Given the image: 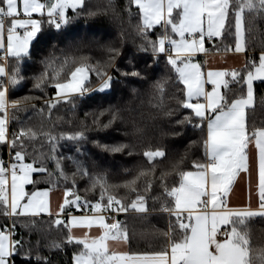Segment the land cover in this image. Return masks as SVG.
Masks as SVG:
<instances>
[{
  "label": "snow or ice",
  "instance_id": "obj_1",
  "mask_svg": "<svg viewBox=\"0 0 264 264\" xmlns=\"http://www.w3.org/2000/svg\"><path fill=\"white\" fill-rule=\"evenodd\" d=\"M129 4L138 9L137 32L142 38L138 51L151 50L153 59L166 54L167 64L174 69L178 83L183 85L182 98L178 99L177 104L190 110V113L183 115L175 123L181 127L191 125L205 134L201 138L204 160L193 162L195 170L182 169L181 161L177 160L170 165L169 171L160 173L164 197L160 201L161 211L168 213L170 220L175 218L174 222L169 223L168 231L163 232L166 245L159 250L141 253L114 251L108 241H126L127 231L119 221L109 223L103 215V212L109 210L126 212L129 208L138 213L147 211L146 197L137 191V180L141 176L147 177L149 173H155V162L167 157L166 149L149 145L143 151L142 155L150 167L124 181V187L136 192L135 199L125 204L114 194L107 193L105 175H89L83 164L71 155H55L57 136L52 131L42 130L38 133L31 127H22L19 133L13 132L11 140L8 139L9 107L16 109L22 106L23 101L30 99L26 96L9 101V88L15 89L24 81V61L25 57H30L33 42L39 44L47 39L42 30L43 21L32 18L33 14L43 17L46 11L47 22L60 30L71 22L66 10H83L84 0H0V49L4 50V54L0 56V144L8 145L10 155L14 150L12 159L15 161L5 165L0 159V206L3 214L30 217V224L35 226L39 223L35 218L46 213L50 217V224L64 225L68 229L64 238L59 242L53 241L48 247L50 250H59L65 244L76 245L77 249L72 254L73 264H264V247L258 250L252 247L248 229L249 221L257 217L264 218V127H257L254 122L249 127L246 112L248 109L254 111V81H264V31L261 32L262 48L258 58L246 59L238 69L209 70L205 78L201 65L192 62L194 53L205 51L206 39L212 41L214 38H226L232 34L233 28L235 51L245 52L246 32H251L258 22L264 21V0H129ZM19 8H22V13ZM156 26L163 31L157 32L155 39H149V30H155ZM172 34L178 39L173 38ZM99 47L107 56L99 67L81 63L70 71V78L63 80L59 78V71L54 70L52 76H48V69L54 65L52 59L45 58L41 61L45 70L33 77V87L43 90L46 84L52 82L55 100L46 101L49 109L61 101L70 103V97L75 98L74 94L83 97L88 93L86 81L89 71H95L102 81L100 91L110 88L114 78L108 74L107 69L115 67L113 62L121 55V50L110 42ZM9 58L15 61L10 68ZM80 59L83 61L87 58ZM67 63L65 60L61 67ZM132 67L131 72H124L122 75L142 78L141 71L136 70L134 65ZM206 84L212 85L210 90L206 89ZM230 84L236 86L235 90ZM154 87L157 92L163 93L165 82L156 81ZM168 115H172L171 109ZM105 116L107 119H101ZM118 116L119 110L113 106L101 107L98 114L93 116L92 128L99 135L110 129ZM179 134L172 132V135ZM39 135L45 136L51 144L52 155L47 158L56 163L59 176L67 179L61 161L71 160L76 165L73 176L77 173L88 176L92 188L99 185L100 199L107 196L106 203L97 201L91 205L93 215L69 214L66 221L60 218L66 211L65 205L87 207V201L81 205L80 197L75 196L71 201L65 199L58 206L53 220L48 191L25 192L26 184L35 183L32 179L33 172L48 171L43 166L34 167L35 160L32 163L25 162L26 141H33ZM59 138L74 141L77 152L80 151V141L89 139L85 130L61 132ZM91 143L103 152L133 154L134 146L124 140L104 143L101 139H92ZM249 144H254L258 151V206L255 209H231L222 198L227 195L238 173L241 170L248 171ZM169 172L178 177L172 186L165 179ZM152 186V180L147 179L146 191ZM71 191L72 189H67L65 196ZM221 225L226 227L222 229ZM93 226L99 229L98 235H90L88 231H84L77 236L73 232L74 228L90 230ZM17 256L21 257L22 264H33V261L35 264H50L49 258L41 254L39 247L25 250L21 240L12 238L11 229L7 232L0 230V264H15Z\"/></svg>",
  "mask_w": 264,
  "mask_h": 264
},
{
  "label": "trees",
  "instance_id": "obj_2",
  "mask_svg": "<svg viewBox=\"0 0 264 264\" xmlns=\"http://www.w3.org/2000/svg\"><path fill=\"white\" fill-rule=\"evenodd\" d=\"M44 2V0H41ZM96 13L89 15V13ZM70 23L57 30L43 17V32L47 39L37 44L33 42L30 57H25L23 72L25 79L18 86L9 88V101L22 97H30L23 101L22 106L8 110L9 134L12 139L13 132L19 133L23 128H33L38 133L52 131L57 136V156L68 157L71 155L76 161L83 164L89 175L100 174L106 176V190L114 194L125 204L135 199L136 192L124 187V181L132 179L141 170L150 167L143 151L151 145L163 147L167 151L166 158H159L156 163L155 173H149L147 177L141 176L137 180V191L146 197L145 213H138L129 208L126 212L106 211L103 213H117V221L126 228L129 252L141 253L144 251L159 250L166 245L163 232L168 231L170 222L175 218H169V214L161 211L160 201L162 185L160 183L161 171H169L170 165L179 160L180 167L184 170H195L194 161L204 160V148L201 138L204 133L191 125L178 126L175 121L189 114L190 110L178 106V99L182 98L183 85L179 84L174 69L167 64L166 56L161 54L158 59H153L151 50L148 52L138 51L142 38L137 32L139 24L138 9L130 5L129 0H84L83 10H66ZM159 26L155 30H149V39H155L157 32H162ZM264 31V21L258 22L251 30L246 32V59L258 58L261 45V32ZM94 43H87V42ZM112 43L121 50L113 62L115 67H109L107 72L114 79L110 89L106 92L95 89L102 83L95 71H89L90 79L86 83L89 92L83 97L74 95L71 102L61 101L55 103L49 109L46 101L55 100V88L52 82L46 84L43 90L33 87V77L45 70L41 63L45 58L52 59L54 65L48 69V76L53 71L60 72V79L70 78V71L81 63L99 67L106 59V53L99 47L106 43ZM206 48L210 52H233L235 50L234 28L231 35L226 38H214L206 42ZM81 57L87 58L81 60ZM67 60L68 63L61 65ZM15 61L8 59L10 68ZM141 71V77L131 75L124 76L122 73L131 72L132 66ZM119 69V70H117ZM230 79V77H227ZM163 80L165 90L157 92L154 82ZM7 83V81H5ZM234 90L235 85H231ZM224 89H222V92ZM246 91V89H245ZM255 103L253 109H248V126L254 122L257 127H264V81L254 84ZM231 95V93H230ZM113 106L119 110V116L112 127L97 135L92 128L93 116L98 114L101 107ZM172 115H168L169 110ZM85 113H88L85 116ZM107 119V117H101ZM85 130L88 140L80 141L77 145L74 141L60 139L61 132L71 133ZM179 135H172V132ZM127 133V135H126ZM92 139H101L104 143L115 140H124L131 143L133 154L108 153L93 146ZM191 142V143H190ZM14 151V150H13ZM7 144H0V159L6 155ZM25 162L36 161L34 167H45L47 172H33L34 184L27 187V192L48 189H72L66 196L69 201L75 196L80 197V204L88 202L87 207L78 210L75 205H66L65 213L91 212V205L97 201L106 203L107 196L101 200L99 185L91 187L88 176L77 173L76 165L68 159L61 161L67 179L59 176L56 163L47 157L52 155L51 144L43 135H39L33 141L25 143ZM152 180V188L146 191V180ZM169 186L178 180V177L169 172L165 178ZM83 207V206H82ZM81 208V207H80ZM56 217L52 216L51 219ZM39 221L35 226L30 224V217L5 216L0 206V230H5L9 224L12 227V238L21 240L25 250L31 247L35 250L39 247L41 254L49 258L50 264H73L72 254L77 249L76 245L65 244L59 250L49 249L53 242L61 241L68 229L64 225L50 224L49 216L35 218ZM250 243L254 249L264 247V218L257 217L249 221ZM82 247V246H79ZM15 264H22L21 257L15 258ZM35 264V261H33Z\"/></svg>",
  "mask_w": 264,
  "mask_h": 264
},
{
  "label": "crops",
  "instance_id": "obj_3",
  "mask_svg": "<svg viewBox=\"0 0 264 264\" xmlns=\"http://www.w3.org/2000/svg\"><path fill=\"white\" fill-rule=\"evenodd\" d=\"M19 11H21L22 13V8H19ZM43 17H47V15L45 14ZM43 17H41L39 14L34 13L32 18L42 20ZM172 35H173V38L178 39V37H176L175 34H172ZM6 36H7V33L5 32V45H6ZM31 47L32 45L30 46V50H31ZM204 47H205V51L197 52L193 54L192 62L198 63L201 65V70L205 74V78L209 70L218 71V70H225V69L230 70L234 68L238 69L245 63L246 58H247L246 51L238 53L234 50L233 52L220 53V52L208 51L206 48V43ZM3 54H4V50L0 49V56H2ZM256 82H260V81H254V84ZM205 87L207 90H210L212 85L206 84ZM254 103H255V97H254ZM8 135H9V123H7V136ZM247 152L249 155L248 171L241 170L238 173L232 185L230 186V190L228 191L227 195L222 198L225 201L227 207L231 209H241V208H246V207L255 209L258 206V202H259L258 151L255 149L254 144H249ZM32 179H33V173H32ZM29 185L30 184H26L24 186L26 193H28L26 189ZM43 190H47L49 193L48 198L50 200L51 210H52L53 216L56 217L55 213L57 212L58 206L61 203H63L64 200L66 199L65 191L61 189H56V190L42 189V191ZM9 199H10V191H9ZM73 205H75L74 208L78 210L84 209V207L78 208L76 204H73ZM69 214L71 216H83L86 214L89 216L93 215L92 211L91 212L82 211L78 213L69 212V213H62L60 215V218L65 219L66 221ZM104 214L105 213H103V215ZM9 216L15 217L11 215ZM40 216H49V215L46 213H41ZM220 227L223 229L226 226L221 225ZM84 231H88L90 235L99 234V229L96 226H93L92 229L90 230H85V229H80V228L73 229V232L77 236H80L82 232ZM108 244L110 248L114 251L130 253L128 243L123 239H118L116 241L109 240Z\"/></svg>",
  "mask_w": 264,
  "mask_h": 264
},
{
  "label": "built area",
  "instance_id": "obj_4",
  "mask_svg": "<svg viewBox=\"0 0 264 264\" xmlns=\"http://www.w3.org/2000/svg\"><path fill=\"white\" fill-rule=\"evenodd\" d=\"M23 31V30H21ZM206 42H210L208 41L207 39L205 40V43ZM166 56V54H164ZM8 139L11 140V137H10V134L8 135ZM12 156H14V151L11 152V155H10V150H9V147L7 145V152H6V155L1 158L3 160V162L5 163V165H10V163L12 162H15L13 159H12ZM117 213H105L104 216L106 218V221L111 223L113 222V220L117 221ZM9 229L12 230V227H11V224H9V226L4 230L5 232H7Z\"/></svg>",
  "mask_w": 264,
  "mask_h": 264
},
{
  "label": "rangeland",
  "instance_id": "obj_5",
  "mask_svg": "<svg viewBox=\"0 0 264 264\" xmlns=\"http://www.w3.org/2000/svg\"><path fill=\"white\" fill-rule=\"evenodd\" d=\"M45 14H46V11H45ZM89 79H90V73L87 72V81H86V83L89 81ZM100 85H101V84H100ZM100 85L95 89L96 91H100V90H99ZM109 89H110V88L105 89L104 91H100V92H106V91H109ZM74 95H78V94H74ZM9 109H10V107H9ZM9 109H8V110H9Z\"/></svg>",
  "mask_w": 264,
  "mask_h": 264
}]
</instances>
